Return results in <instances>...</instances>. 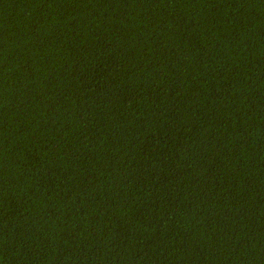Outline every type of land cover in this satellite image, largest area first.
Listing matches in <instances>:
<instances>
[{
	"label": "trees",
	"instance_id": "1",
	"mask_svg": "<svg viewBox=\"0 0 264 264\" xmlns=\"http://www.w3.org/2000/svg\"><path fill=\"white\" fill-rule=\"evenodd\" d=\"M0 264H264V0H0Z\"/></svg>",
	"mask_w": 264,
	"mask_h": 264
}]
</instances>
